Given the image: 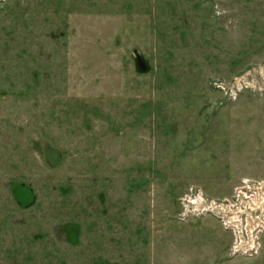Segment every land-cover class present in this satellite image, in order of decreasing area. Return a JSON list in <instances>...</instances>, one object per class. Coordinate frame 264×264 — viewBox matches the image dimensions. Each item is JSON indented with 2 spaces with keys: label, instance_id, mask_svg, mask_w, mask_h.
<instances>
[{
  "label": "rangeland",
  "instance_id": "obj_1",
  "mask_svg": "<svg viewBox=\"0 0 264 264\" xmlns=\"http://www.w3.org/2000/svg\"><path fill=\"white\" fill-rule=\"evenodd\" d=\"M244 178L264 0H0V264H264L182 214Z\"/></svg>",
  "mask_w": 264,
  "mask_h": 264
},
{
  "label": "built area",
  "instance_id": "obj_2",
  "mask_svg": "<svg viewBox=\"0 0 264 264\" xmlns=\"http://www.w3.org/2000/svg\"><path fill=\"white\" fill-rule=\"evenodd\" d=\"M183 201V215L188 213L202 216L212 213L219 217L225 229L232 231L234 241L231 254L252 255L258 251L256 242L260 233L264 232L263 180L242 179L233 196L226 200L219 201L197 193H188Z\"/></svg>",
  "mask_w": 264,
  "mask_h": 264
},
{
  "label": "trees",
  "instance_id": "obj_3",
  "mask_svg": "<svg viewBox=\"0 0 264 264\" xmlns=\"http://www.w3.org/2000/svg\"><path fill=\"white\" fill-rule=\"evenodd\" d=\"M26 188H27V187H26ZM28 188H29V187H28ZM28 190H29V192L32 194V196H34V195H33V191H32V189L29 188ZM33 200H34V199H33ZM33 200H32L31 202H33Z\"/></svg>",
  "mask_w": 264,
  "mask_h": 264
},
{
  "label": "water",
  "instance_id": "obj_4",
  "mask_svg": "<svg viewBox=\"0 0 264 264\" xmlns=\"http://www.w3.org/2000/svg\"><path fill=\"white\" fill-rule=\"evenodd\" d=\"M136 56H138V57H139L140 55H139L138 53H136Z\"/></svg>",
  "mask_w": 264,
  "mask_h": 264
}]
</instances>
